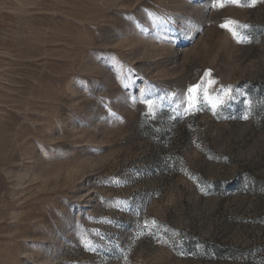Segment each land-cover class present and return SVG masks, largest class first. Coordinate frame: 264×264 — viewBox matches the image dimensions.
<instances>
[{
    "label": "rangeland",
    "instance_id": "1",
    "mask_svg": "<svg viewBox=\"0 0 264 264\" xmlns=\"http://www.w3.org/2000/svg\"><path fill=\"white\" fill-rule=\"evenodd\" d=\"M0 264H264V0H0Z\"/></svg>",
    "mask_w": 264,
    "mask_h": 264
},
{
    "label": "snow or ice",
    "instance_id": "2",
    "mask_svg": "<svg viewBox=\"0 0 264 264\" xmlns=\"http://www.w3.org/2000/svg\"><path fill=\"white\" fill-rule=\"evenodd\" d=\"M229 2L233 3V4H239L240 0H229ZM217 3H219V0H217ZM254 3H255V0H253V4ZM232 23H235V22L229 21L225 25H222V27H228ZM243 27H247V26L245 25ZM236 35H237V33L235 31H233V36H236ZM209 76H210V72H205V77H209ZM215 84H217V81L212 80V79H208L207 80V86H206L205 81L202 79L201 82H199L193 86H190L188 88L189 106L195 107V104L198 100V95H197L198 93L202 94L203 99L205 101L211 102V97H210L209 93H210V91H212V86ZM231 91H232L231 87H229L227 90L221 89V92L225 93V95H228L229 99H234L235 97L230 95ZM220 103L223 104V103H225V101L220 100ZM212 106L216 107V104L213 103ZM245 118H247V117H245ZM90 244H91L90 241L87 242L86 247H90Z\"/></svg>",
    "mask_w": 264,
    "mask_h": 264
}]
</instances>
